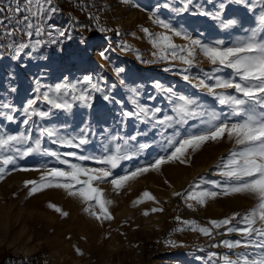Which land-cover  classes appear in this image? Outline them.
<instances>
[{"label":"rangeland","instance_id":"1","mask_svg":"<svg viewBox=\"0 0 264 264\" xmlns=\"http://www.w3.org/2000/svg\"><path fill=\"white\" fill-rule=\"evenodd\" d=\"M62 2L0 0V138L21 133L30 137L0 152V167L4 169L0 179V250L26 257L41 252L38 256L42 254L45 259L38 264H185L181 261L185 254L195 264H226L225 257L236 260L242 253L251 256L261 251L253 247L230 249L223 243H247L239 231L228 229L243 228V215L257 203L247 194L223 193L227 186L221 175L224 169L217 165L222 160L226 163L232 151L240 150L227 136L190 152L187 163H165L159 171H148L118 190L110 181L170 155L180 139L203 134L213 123V115L217 124L245 119L243 114L233 115L229 105H221L200 83L213 87L217 77L240 83L239 77L229 68L214 71L219 66H213L190 40L222 48L253 35L257 41H264V0H97L93 2L100 6L96 17L100 27L94 33L74 23L81 14L80 7L71 5L64 11L60 9ZM41 6L43 12L36 16L25 11L31 8L35 12ZM229 21L235 23L225 27ZM27 23L33 27L27 28ZM162 35H168L178 46V56L187 55V49L194 47L192 65L170 55L162 58L164 45L156 47L152 43ZM182 47L184 52H180ZM57 85L67 87L57 93ZM44 93L58 98V102L66 100L72 107L53 108ZM216 93L244 98L234 89H217ZM180 97L197 101L198 114L182 120L175 111L182 103ZM30 100L36 101L33 109L48 115H33L25 125L24 109ZM141 107L148 109L147 115H137ZM256 110L264 112L259 105ZM166 117L172 119L159 122ZM48 131L54 135L49 137ZM81 138L86 143L76 147ZM118 146L119 155L127 158L118 160L110 177L93 182L94 187L102 189L103 198L112 201L106 205L112 219H96L90 214L100 212L95 201L71 196L63 188L46 187L29 195L32 185L25 186V181L39 182L40 176L52 168L69 171L61 162L64 160L88 169L111 168L99 161L116 154ZM69 152L75 156H68ZM7 156L13 159L4 165L2 159ZM86 179L81 176V180ZM179 182L185 183L182 195L174 200L168 193L182 184ZM79 187L76 185L73 191ZM144 191L155 201L145 198L133 206ZM200 192L219 195L206 198L203 204L187 198ZM50 203L68 215L50 208ZM152 208L163 211L151 212ZM145 210L149 215L142 214ZM233 214L239 215L229 225L214 228L209 223ZM184 221H195L197 235H185ZM200 227H208L211 235L201 233ZM254 227H260L259 221ZM232 232L233 236L228 235ZM218 233L223 236L217 240ZM185 238L184 243L177 241ZM112 241L115 247H111ZM93 244L100 249L89 253Z\"/></svg>","mask_w":264,"mask_h":264},{"label":"snow or ice","instance_id":"2","mask_svg":"<svg viewBox=\"0 0 264 264\" xmlns=\"http://www.w3.org/2000/svg\"><path fill=\"white\" fill-rule=\"evenodd\" d=\"M48 2V0H45ZM17 11H20L18 8ZM25 11H28L31 15L36 16L43 12V7H39L37 11L33 12L31 8H26ZM54 11V9H53ZM28 17H25L27 22ZM157 23H163L162 21H157ZM235 23L234 21H229L228 24H225V27H228L230 24ZM261 23L264 24V17L261 18ZM33 25L27 23V28L31 29ZM164 27L167 28L168 25L164 24ZM103 31L104 29H100ZM145 33H148V29H143ZM40 29L37 28V34H39ZM27 35L31 36L32 33L28 32ZM149 35H151L149 33ZM174 35L180 36L179 32H175ZM185 39H190L185 37ZM39 43V42H37ZM153 45L159 47L161 44L164 45L163 51L165 53L162 58H167L168 55L172 59H180L186 65H192L194 56V47L187 49V55H177V45H175L171 38L168 35H162L157 39L152 41ZM221 44L222 42H217ZM192 46H199L203 55L208 59V61L214 67V71H219L220 68H229L233 70V74L236 77H239L240 83H235L231 79L224 80L219 77L215 78L216 83L213 87H209L201 81L203 87L208 88V91L212 93L218 99L221 105H229L232 110L233 115L243 114L245 119L242 122L238 123H215L217 117L214 115L210 117L211 123L208 127V130L203 134L199 135H190L186 138L180 139L176 142L174 150L168 156H161L157 158L154 163L138 167L130 173L118 177L112 178L111 184L115 189H120L124 187L129 181L136 179L138 176L148 172V171H159L160 166L169 163L178 161L182 164L187 163L190 159V152L197 151L204 143L208 141H219L225 138L232 140L236 146H240L239 151H232L225 163L223 160L218 167H222L224 170L221 172V175L225 178V184L227 185L223 189V193L227 194H247L256 199V205L248 211L242 217V222L245 225L243 228H229L228 231H239L242 236L245 237L247 243H243L240 240L235 242L224 241L226 247H243L245 249L253 247L260 249L259 252H254L249 256L247 253L240 254L236 260H230L225 257L226 264H264V239L253 240L252 237H264V112L257 113L256 106L259 105L260 108H264V41H257L253 35L248 40L238 43L232 47H219V46H204L201 45L199 40H190ZM26 47L27 45H23ZM168 49H171V52H168ZM185 48H180V52H184ZM185 80H188L189 77L185 75L183 77ZM62 87H67L66 85H57L55 91L59 93ZM96 86L93 85V88ZM157 88L161 86L156 85ZM222 89H234L237 93L242 94L244 98H238L235 96H225L217 95L216 90ZM165 91H171V89H166ZM80 99H86V97L81 96ZM107 98V97H106ZM44 99L53 107V108H65L70 109L72 105L66 100L58 102V98H50L48 93H44ZM73 99H76L73 96ZM181 104L178 105L175 109L179 113L181 119L188 116H195L197 112V101L190 98L180 97ZM36 103L35 100H30L27 107L24 109V113L27 116V119L24 120V124L27 125L29 120L33 115H38L40 117L47 116V112L39 111L37 112L33 109V105ZM148 109L141 107L139 108V114L147 115ZM127 116L133 115V113H125ZM11 119V117H9ZM172 117H166L165 120L159 121L160 123H165L171 120ZM47 135L49 137L53 136L52 131H48ZM30 139L29 136L21 133L19 135H8L6 138H0V152L10 146L13 142L27 141ZM71 145V141H67ZM86 143V140L81 138L79 139L76 147ZM126 143V142H125ZM40 141H36V147L39 148ZM141 147H144L141 145ZM121 149L118 146L116 149V154L108 156L106 159L99 161L105 165H110L111 168H83L77 164H70L67 160L61 161L64 164H67L69 171L61 170L59 168H52L47 172L43 173L40 176V181L35 180L25 181V186L32 185L29 190V195H33L38 191H42L46 187H56L65 189L71 196H79L85 201H95V204L99 207L100 212L96 213L92 211L90 214L95 216L96 219L110 220L112 219L106 205L112 203L111 200L103 198V191L99 187H94V181H104L106 178L112 175L111 169H114L117 166V162L120 159L127 158L126 156L119 155ZM51 155H57L56 153H51ZM68 156H75V153H67ZM12 157L7 156L2 159L4 165H8L12 162ZM80 159H88V157H80ZM4 169L0 167V179L3 178ZM81 176H86V180H81ZM64 182H59L60 180ZM55 181V182H54ZM167 183V181H165ZM76 185H81L78 189L73 191ZM217 187H220L217 184ZM174 196H181L182 193L176 192L173 193ZM219 193L217 192H200L198 195L187 196L188 199L196 200L197 203L203 204L205 199L208 197L215 198ZM147 198L149 200L155 201L148 191H144L141 196L133 202V206H136L144 201ZM50 208H54L55 211L60 212L62 215L67 216L66 212L54 204L48 205ZM191 207V205H189ZM88 211V209H86ZM151 212L163 211L162 208H152ZM143 215H149V211L145 210ZM239 214H233L232 217H228L222 220H212L209 223L214 228H219L225 225L232 223L234 219ZM180 218L177 217V220ZM259 221L260 227H254V225ZM183 223L189 225H195V221H184ZM193 230H196L195 227ZM201 233L205 235H211V231L208 227H200L198 229ZM79 251V250H77Z\"/></svg>","mask_w":264,"mask_h":264},{"label":"trees","instance_id":"3","mask_svg":"<svg viewBox=\"0 0 264 264\" xmlns=\"http://www.w3.org/2000/svg\"><path fill=\"white\" fill-rule=\"evenodd\" d=\"M97 0H64L60 5V9L69 11L70 6L80 7L81 14L75 18L74 23L83 25L89 33H94L100 27L97 23L96 17L100 13V6L98 3L93 2ZM41 252L31 254L26 257L20 253H11L7 250H0V264H38L41 259H45Z\"/></svg>","mask_w":264,"mask_h":264},{"label":"crops","instance_id":"4","mask_svg":"<svg viewBox=\"0 0 264 264\" xmlns=\"http://www.w3.org/2000/svg\"><path fill=\"white\" fill-rule=\"evenodd\" d=\"M185 182V181H184ZM182 183V182H179V183H182V184H185V183ZM178 183V184H179ZM176 186H178V185H176ZM168 195H169V193H168ZM170 197V196H169ZM187 226H186V229L184 230V232H186L185 233V235L186 236H194V235H197V233H196V230H193V228H194V226L193 225H189V224H186ZM196 229V228H195ZM234 232H236V231H234ZM238 234V233H237ZM228 235H231V233H229ZM234 235V234H233ZM233 235H231V236H233ZM30 238V237H29ZM177 241L179 242V243H184L185 241H186V238L185 239H177ZM112 244L113 245H111V247H115L116 246V244H114V242L112 241ZM89 249H91L90 250V252L89 253H92L95 249H96V251L98 252L99 251V245L98 244H93V245H91L90 246V248ZM94 256H96V254L95 255H92V257H94ZM181 258H183V259H181V261H185L186 263L185 264H195V261L194 260H191L190 262H189V256L187 255V254H185L184 256H181ZM188 258V259H187ZM200 259H202V257H199ZM189 262V263H188Z\"/></svg>","mask_w":264,"mask_h":264},{"label":"bare ground","instance_id":"5","mask_svg":"<svg viewBox=\"0 0 264 264\" xmlns=\"http://www.w3.org/2000/svg\"><path fill=\"white\" fill-rule=\"evenodd\" d=\"M184 187V184H180V186H175V187H173V188H171L170 190H169V195H170V198H172V199H179L180 200V197L181 196H174L173 195V193H176V192H180L181 193V191H182V188ZM231 235H233V232L231 233ZM223 236V234L222 233H218L217 234V240L219 239V238H221ZM215 237V236H214ZM216 240V241H217ZM221 246V245H220ZM224 250V247H223V245H222V247L221 248H219V255H220V257H223V251ZM58 258H60V256H57Z\"/></svg>","mask_w":264,"mask_h":264},{"label":"built area","instance_id":"6","mask_svg":"<svg viewBox=\"0 0 264 264\" xmlns=\"http://www.w3.org/2000/svg\"><path fill=\"white\" fill-rule=\"evenodd\" d=\"M41 262V261H40Z\"/></svg>","mask_w":264,"mask_h":264}]
</instances>
